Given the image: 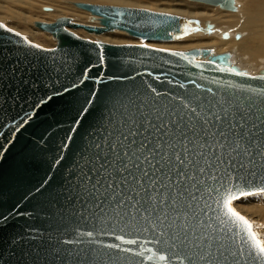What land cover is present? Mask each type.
I'll use <instances>...</instances> for the list:
<instances>
[{
  "label": "water",
  "instance_id": "95a60500",
  "mask_svg": "<svg viewBox=\"0 0 264 264\" xmlns=\"http://www.w3.org/2000/svg\"><path fill=\"white\" fill-rule=\"evenodd\" d=\"M191 1L236 10L235 0ZM76 7L99 16L101 26L68 18L37 22V28L57 39L53 48L40 46L0 22L4 26L0 27V264H164L135 255L142 244L153 252L166 250L163 244L145 243L159 238L151 229L137 231L130 218L104 216L95 207L96 194L89 193L97 181L107 187L100 165L110 167L116 153L118 166L126 162L123 150L117 146L115 153L111 145L119 144L122 132L135 128L132 120L146 117L158 127L159 116L163 122L198 124L191 112V107L201 110L196 97L205 110L208 101L217 109L243 110L251 117L248 127L256 125L252 129L255 164L228 172L221 169L216 180L205 175L204 183L193 191L198 219L216 229L229 251L239 253L245 247L241 264H258L247 255L239 227L224 216L223 200L229 194L245 196L242 190L257 194L264 187V157L259 154L264 149V70L250 74L234 65L227 52L146 44L182 37L186 18L148 9L86 3ZM68 27L92 34L121 30L142 43L93 41ZM141 131L133 147L147 136L152 140L147 152L158 137L151 136L152 129L144 136ZM120 187L126 192L123 184ZM88 231L94 235H84ZM117 236L138 243L126 244ZM109 244L133 251L105 247Z\"/></svg>",
  "mask_w": 264,
  "mask_h": 264
},
{
  "label": "snow or ice",
  "instance_id": "6c2138e0",
  "mask_svg": "<svg viewBox=\"0 0 264 264\" xmlns=\"http://www.w3.org/2000/svg\"><path fill=\"white\" fill-rule=\"evenodd\" d=\"M0 27L4 26L0 25ZM8 31L12 30L8 29ZM208 91L211 92V89ZM195 99L201 110L191 107V112L195 114L198 124H184L176 120L163 122L159 116L156 117L161 121L157 123L158 127L146 117L139 122L132 120L131 123L135 124V128L122 132L123 139L119 144L111 145L115 153L117 146L123 150L126 162L118 166L120 154L116 153L110 167L100 165L107 187H103L101 182L97 181L89 195L96 194L95 207L104 216L111 213L121 220L130 218L131 227L137 231L148 232L151 229L159 237L145 243L163 244L166 250L153 252L151 248L142 244V250L137 251L135 255L144 260H155L164 264H185V262L241 264V259L245 256V247H241L239 253L229 251L221 237L215 234L216 229H213L211 224L198 219L195 212L198 205L194 203L196 195L193 189L198 190L197 185L204 183L202 177L205 175L209 179L216 180L217 173L221 169L228 172L229 169H244L248 165L255 164L252 148L255 136L252 129L256 125L248 127L251 117L243 110L224 106L217 109L212 101L207 102L208 107L205 110L199 97ZM189 106L187 102L184 104L185 108ZM189 119L191 120V117ZM180 120L183 121V117ZM141 128V136L152 129L151 136L158 137L154 147L147 152L145 149L148 148L149 143H152L151 138L147 136H144L138 146L133 147L137 145L135 137ZM162 129L165 131L161 135ZM130 137L132 139L129 142ZM259 154L264 157V149ZM142 164L143 168H141ZM129 170H131L129 174L124 175ZM116 173L120 174L119 179ZM149 173L152 175L150 176ZM121 184L124 185L126 192L121 190ZM257 192L264 193V187L258 188ZM252 194L241 191V195ZM239 198L240 196L231 194L224 198L223 206L226 209L224 216L243 233L241 239L243 245L247 247V255L253 257L258 264H264V239H261L254 230L252 221L233 207V201ZM185 209L192 210L191 214ZM84 235L92 237L94 233L88 231ZM116 239L126 244L138 243L137 239L125 240L122 236H117ZM105 247L128 253L133 251L130 248H121L118 244H109ZM169 252L172 253L171 256ZM145 253L150 254L145 256ZM229 256L233 257L232 261H229Z\"/></svg>",
  "mask_w": 264,
  "mask_h": 264
},
{
  "label": "bare ground",
  "instance_id": "6f19581e",
  "mask_svg": "<svg viewBox=\"0 0 264 264\" xmlns=\"http://www.w3.org/2000/svg\"><path fill=\"white\" fill-rule=\"evenodd\" d=\"M19 1H20V5L23 6L20 9V15L10 13V17L8 16V20L12 21L10 22L12 25L11 27H16V29L21 30V34L25 35L29 40L45 48L55 47L57 45V39L53 37L54 40L56 41L55 44V42L51 40L52 38H50L51 37L49 35L50 33L48 32L44 33V31L42 32V30L39 31L40 29L36 27L37 22L54 23L61 18H68L73 22L81 23L88 26H101L99 16L93 15L88 11L76 7L77 3H86V4L99 5V6H114V7H118L120 5V7L131 8L130 6H127L129 4H125V3L126 1H134L137 3H132L133 5L132 8L148 9L154 11L153 9H151L152 6L151 3L144 2L143 0L142 1L141 0H63V2H61L62 0L60 2L59 0H47L51 2L48 5L53 7L52 8L53 13H44L42 11L44 9V6L46 5V3L43 2L44 0L43 1L19 0ZM152 1L172 2V0H152ZM180 1H188L196 4L211 6L191 0H180ZM6 3H9V0ZM235 4H236V10L233 12L236 11L237 12L234 14L227 13L232 11L223 10L218 6H211V7H217L226 12H221L209 7L208 8L200 7L198 5H193V6L187 5L184 7L176 8L172 11L157 10L156 12L167 13L171 15H177L182 18H186L188 19L189 22L185 27L184 35L178 39L172 40L174 42H179V43L166 45L165 47H161L159 45H150L147 43L167 42V41H148L146 42V44L154 47L156 46L158 48L160 47L163 49L166 48L169 50L188 51L192 49L206 48V49H212L216 54L227 52L231 55V62L234 65L238 66L240 69L246 70L250 74L259 73L261 70H264V0H235ZM45 9H49V8H45ZM34 19H36L35 20L36 22L32 24L34 25V27H36L39 30H36L32 26H30L31 21ZM212 24L215 25V29L213 28L215 31H212L213 29H211L210 27L212 26ZM203 25L204 27L208 26V28L211 29V31L207 32L208 34H206L204 29H201ZM68 29L82 38H87L93 41H101L108 44L120 45V44L142 43L140 39L137 38L132 39L130 38L132 36H130L125 31H121V30H114V31L106 32L104 34H92L82 28L74 29L72 27H68ZM197 30L200 31L199 34L198 32H196ZM126 34H128V36L130 37H128ZM258 194L263 195L264 193H257L253 195H258ZM253 195L243 196L240 199H243L244 197L248 199V197ZM238 201L239 199L234 202V206L235 204H237ZM236 209L238 210V207H236ZM247 210L248 211L253 210L254 213L256 211L254 207H248ZM244 215L246 217V213H244ZM261 224L262 223L260 221L258 222L256 221V224L253 223L255 227L254 230L260 233L261 239H264L263 231L260 232L262 226Z\"/></svg>",
  "mask_w": 264,
  "mask_h": 264
},
{
  "label": "rangeland",
  "instance_id": "374dc122",
  "mask_svg": "<svg viewBox=\"0 0 264 264\" xmlns=\"http://www.w3.org/2000/svg\"><path fill=\"white\" fill-rule=\"evenodd\" d=\"M8 0H6L7 2ZM18 1V2H17ZM43 1V0H42ZM61 0H59L60 2ZM142 1V0H141ZM144 2H150L151 3V9H153L154 11H172L176 8H180V7H184V6H193V5H198L200 7H209V8H213V9H216L218 11H221V12H226V11H223L221 10L220 8H217V7H211V6H206V5H203V4H196V3H192V2H188V1H180V0H172V2H165V1H160V2H155V1H152V0H143ZM5 0H0V22H2L3 24H5L6 26H8L9 28L15 30V31H18L21 33V30L19 29H16V27H11V23L12 22L11 20H8V16L10 17V13L11 14H18L20 15V9L23 7L20 5V1L19 0H9V3H6ZM46 3V5L44 6V9L42 10L44 13H53L52 12V6L48 5L50 4L51 2L50 1H43ZM63 2V0L61 1ZM139 2V1H138ZM41 3V2H40ZM132 3H137V2H134V1H126L125 4H129L127 6H130L131 8L133 7ZM2 4V6H1ZM17 4V5H16ZM113 5V4H112ZM117 6V5H116ZM125 6V5H124ZM120 7V5L118 6ZM45 8H49V9H45ZM3 9V10H2ZM78 9V8H77ZM82 11V10H81ZM84 12V11H83ZM237 12V11H236ZM236 12H227V13H236ZM171 13V12H169ZM68 17V16H67ZM36 19L32 20L31 23H30V26H32L34 29L36 30H39L37 29L36 27H34V25L32 23L36 22L35 21ZM10 23V24H9ZM50 23V22H48ZM53 23V22H52ZM13 24V23H12ZM213 26V27H212ZM211 29H215V25L212 24ZM204 25L202 26L201 29H204V31L206 32V34H208L207 32L208 31H211V29L207 27H204ZM212 30V31H215V30ZM200 30V29H199ZM197 30L196 32H198V34L200 33V31ZM41 31V30H39ZM43 32V31H42ZM204 32V33H205ZM46 33V32H44ZM48 34V33H47ZM110 34V33H109ZM52 38L51 40H53L56 44V41L54 40L53 36L51 34H49ZM107 35V34H106ZM128 36V34H126ZM105 36V35H103ZM102 36V37H103ZM130 37V36H128ZM132 39H135L133 37H130ZM182 39V38H181ZM180 40V39H179ZM225 40H228V39H225ZM182 42V41H180ZM175 43H179V42H174V41H167V42H148L147 44H150V45H159L161 47H165L166 45H171V44H175ZM184 45V44H182ZM156 47V46H155ZM160 47V48H161ZM166 49V48H165ZM246 198V197H244ZM239 199V201L237 202V204H235L236 207H238V211L240 210V212L244 215V213H246V217L251 220L254 224H256V221H260L262 224V226H264V194H258V195H253V196H250L248 197V199ZM248 207H254V209L256 210L255 213L252 211H248ZM257 207V208H255ZM245 216V215H244ZM261 216V217H260ZM263 221V222H262ZM261 226V231H263L264 233V227ZM255 229V227H254ZM256 231V230H255ZM257 232V231H256ZM258 235L260 236V233L257 232Z\"/></svg>",
  "mask_w": 264,
  "mask_h": 264
}]
</instances>
